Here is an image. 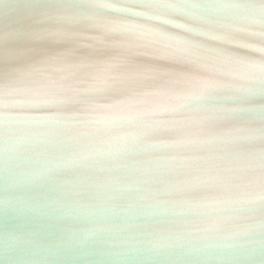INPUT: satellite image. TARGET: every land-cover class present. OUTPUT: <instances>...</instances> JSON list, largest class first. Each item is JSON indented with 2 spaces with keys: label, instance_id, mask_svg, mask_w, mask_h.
Listing matches in <instances>:
<instances>
[{
  "label": "water",
  "instance_id": "1",
  "mask_svg": "<svg viewBox=\"0 0 264 264\" xmlns=\"http://www.w3.org/2000/svg\"><path fill=\"white\" fill-rule=\"evenodd\" d=\"M0 264H264V0H0Z\"/></svg>",
  "mask_w": 264,
  "mask_h": 264
}]
</instances>
